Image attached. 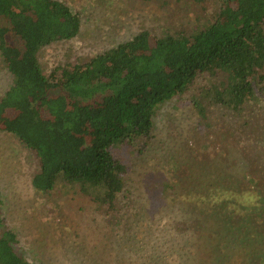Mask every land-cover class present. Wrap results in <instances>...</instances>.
Segmentation results:
<instances>
[{
  "label": "trees",
  "instance_id": "obj_1",
  "mask_svg": "<svg viewBox=\"0 0 264 264\" xmlns=\"http://www.w3.org/2000/svg\"><path fill=\"white\" fill-rule=\"evenodd\" d=\"M177 2L189 8L190 21L159 35L142 29L86 60L47 70L38 60L39 50L75 38L79 12L63 0H0V58L12 76L0 94V133L13 136L32 154L35 191L48 193L58 184L77 187L109 214L120 205L130 171L120 151L131 147L143 154L154 137L156 109L182 96L195 116L191 126L206 127L190 134L197 150L206 151L187 158L191 179L170 185L177 194L186 187L180 207L186 200L191 213L187 217L181 211L164 226L167 233L156 238L152 232L149 238L140 234L144 229L136 223L133 232L135 215H123L128 242L144 240L150 247L132 254L139 264H156L161 247L159 261L168 264L185 248L190 264L200 261L196 253H206L209 264H253L257 258L261 263L264 0ZM223 146L230 156L225 162ZM167 187L159 192L162 198ZM130 195L125 206L133 208ZM2 203L0 198V264H31L19 252ZM178 221L186 228L180 229Z\"/></svg>",
  "mask_w": 264,
  "mask_h": 264
},
{
  "label": "rangeland",
  "instance_id": "obj_2",
  "mask_svg": "<svg viewBox=\"0 0 264 264\" xmlns=\"http://www.w3.org/2000/svg\"><path fill=\"white\" fill-rule=\"evenodd\" d=\"M63 1L74 12H79L81 26L75 38L58 41L39 50L38 60L47 70L68 61L86 60L95 53L130 39L142 29L159 35L192 18L189 8L178 3V0ZM11 82L12 76L0 58V94L9 88ZM181 97L167 101L156 109L153 118L154 137L143 154L139 155L137 149L131 147L120 151L130 171L127 187L120 195V205L109 214L106 211L104 213L77 187L58 184L48 193L35 191L30 184L31 175L36 169L32 154L13 136L0 133L2 210L19 239V252L31 264H139V259L132 253L136 249L140 253L144 246V252H147L145 250L150 247L142 244L144 240L138 241L137 245L128 242L126 234L129 229L125 228L127 224H122L123 215L133 213V232L137 225H141L138 227L144 231L140 234L146 238L151 232L154 238L160 232L166 234L164 226L174 218L181 217V211L184 210L185 215L190 216L186 200L183 208L180 207V197L183 192L186 195V187L177 194L171 192L170 185L171 181L183 180L185 184L187 179H191L192 170L187 161L190 158L192 160L194 154L203 156L206 151L201 153L197 150L198 145L189 140L190 134L206 130V127L200 128V124L191 126L195 116L188 99ZM212 110L214 114L217 112V109ZM218 126L224 129L223 125ZM212 130L211 126V134ZM223 149L227 154L225 146ZM228 155H224L221 160L225 162L230 157ZM165 183L169 188L167 192H161L163 197L166 196L162 198L159 192ZM130 192L134 200L131 204L133 208L125 206L126 202L130 204ZM117 219L120 220L118 223L115 222ZM177 224L180 229L187 226L183 221ZM147 226L153 227L146 229ZM185 250H178L174 262L169 261L168 264H190L185 261ZM163 251L164 248H158L156 264H162L159 256ZM196 254H200V261L194 255L193 259L197 262L193 264H209L206 253ZM202 255L206 256V262H203ZM253 264H264V258L261 263H258L257 258Z\"/></svg>",
  "mask_w": 264,
  "mask_h": 264
}]
</instances>
